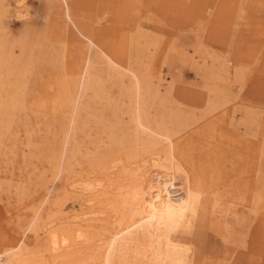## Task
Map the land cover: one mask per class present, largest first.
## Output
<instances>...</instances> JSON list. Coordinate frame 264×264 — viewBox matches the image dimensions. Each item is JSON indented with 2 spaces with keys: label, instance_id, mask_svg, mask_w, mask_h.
<instances>
[{
  "label": "rangeland",
  "instance_id": "374dc122",
  "mask_svg": "<svg viewBox=\"0 0 264 264\" xmlns=\"http://www.w3.org/2000/svg\"><path fill=\"white\" fill-rule=\"evenodd\" d=\"M3 2L14 10L15 0ZM67 2L77 25L91 19L110 37L127 30L133 34L139 25L142 39L156 42L153 78L160 92L155 100L157 109L187 117L176 135L183 141L181 151L190 168H199L206 197L218 201L215 215L220 227L199 223L202 229L193 235L194 240L187 238L188 251L165 256L161 263L264 264V195L262 200L256 195L259 179L264 193V156L260 159L264 146V0ZM22 5L26 15L18 17L11 12L0 19V30L13 46L14 57L20 56L24 42L30 44L36 38L39 42L33 50V70L26 72L17 94L24 107L15 111L0 142V262L114 264L106 255L115 251L128 259L137 256L134 264H138L146 253L141 246L126 245L123 237L109 242V236L103 235V242L94 239L89 228L57 224L59 217L73 212L74 204L81 207L84 203L81 195L87 191V182L102 175L100 169L91 168L77 175V180L74 177L72 184L61 178L50 184L45 156L48 150L58 148L64 130L60 113L66 110L58 107L56 114L52 105L60 100L67 84L80 90L76 92L79 97L85 95V104L91 101V92L78 87L84 76L79 73L82 54L61 48L57 2L23 0ZM74 31L69 23L67 37L78 35ZM57 52L68 54L66 62L57 60ZM116 91L112 89L114 94ZM212 102L215 104L209 107ZM97 106L91 103L89 108ZM106 109L103 112L109 114ZM84 112L88 115L90 109ZM85 113L81 112L82 116ZM82 116L77 141L85 153L105 136L99 131L100 124L90 122L87 116L89 123L84 128ZM41 198L45 204L40 216L57 222L52 231L44 233L34 231L30 222Z\"/></svg>",
  "mask_w": 264,
  "mask_h": 264
},
{
  "label": "bare ground",
  "instance_id": "6f19581e",
  "mask_svg": "<svg viewBox=\"0 0 264 264\" xmlns=\"http://www.w3.org/2000/svg\"><path fill=\"white\" fill-rule=\"evenodd\" d=\"M22 2L15 0L16 6L10 11L8 4L0 0V19L10 16L11 12L18 17L27 13L22 10ZM55 2L59 8L56 29L63 45L61 48L82 54L83 66L79 73H84V76L78 87L91 92V101L85 104V95L80 94L82 97H79L76 92L80 90L71 89L67 84L60 100L52 105L56 114L58 107L66 110L60 113L64 119V130L58 148L48 150L45 156L51 171L50 184L58 178L72 184L74 177L91 168L100 169L102 175L101 179L87 182V191L81 195L84 199L81 207L74 204L73 212L64 218L59 217L62 220L59 222L57 219L56 223L89 228L92 237L103 242V235L109 236V242L123 237L126 245L141 246L142 253H146L139 261L141 264H162L165 256L183 255L188 251L187 238L191 236L189 241H193V235L202 229L199 223L216 228L221 223L215 210L218 201L206 197L201 172L194 165L189 167L181 151L182 140L179 141L176 136L180 127L186 125L187 117L157 109L155 100L160 92L153 78L156 42L144 41L145 38L138 32L139 25L133 34L127 33V30L113 37L108 31H99L91 19L77 25L67 0ZM69 23L78 34H73L71 38L67 37ZM0 34L1 142L11 124V117L16 110L24 107V101L17 94L24 86L26 72L33 70V50L39 42L37 38L30 44L24 42L20 56L14 57L13 46L7 43L5 32L0 30ZM58 53L57 60L66 62L68 54ZM7 79H10V84ZM113 88L118 90L116 94L112 92ZM91 103L99 106L89 108ZM104 107L110 109H106L109 114L103 112ZM88 109L90 112L87 115L84 110ZM81 112L91 119L90 122L100 124L99 131L105 136L85 153L77 141ZM85 117L82 122L84 128L89 123ZM260 155L263 159L264 146ZM114 156L116 159L112 160ZM110 159V165L104 168ZM262 182L260 179L257 181L258 200H262L264 195ZM51 185L44 196L50 192ZM42 198L29 218L34 231L44 233L52 231L56 223H52L47 215L50 219L45 218L47 221L40 216L45 204ZM106 256L114 264H134V258H138L133 255V260L128 259L115 251L110 253V257ZM7 261L3 259L0 264H12V261Z\"/></svg>",
  "mask_w": 264,
  "mask_h": 264
}]
</instances>
